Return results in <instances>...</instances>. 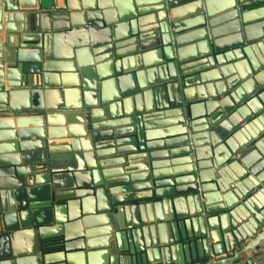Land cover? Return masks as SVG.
Returning a JSON list of instances; mask_svg holds the SVG:
<instances>
[{
    "label": "water",
    "instance_id": "water-1",
    "mask_svg": "<svg viewBox=\"0 0 264 264\" xmlns=\"http://www.w3.org/2000/svg\"><path fill=\"white\" fill-rule=\"evenodd\" d=\"M264 0H0V264H254Z\"/></svg>",
    "mask_w": 264,
    "mask_h": 264
},
{
    "label": "built area",
    "instance_id": "built-area-1",
    "mask_svg": "<svg viewBox=\"0 0 264 264\" xmlns=\"http://www.w3.org/2000/svg\"><path fill=\"white\" fill-rule=\"evenodd\" d=\"M252 253L256 254L254 264H264V245L263 248L253 250Z\"/></svg>",
    "mask_w": 264,
    "mask_h": 264
}]
</instances>
